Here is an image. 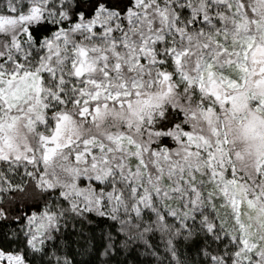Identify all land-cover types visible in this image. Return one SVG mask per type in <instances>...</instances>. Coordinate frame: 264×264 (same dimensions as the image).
Returning a JSON list of instances; mask_svg holds the SVG:
<instances>
[{"label":"snow or ice","instance_id":"snow-or-ice-1","mask_svg":"<svg viewBox=\"0 0 264 264\" xmlns=\"http://www.w3.org/2000/svg\"><path fill=\"white\" fill-rule=\"evenodd\" d=\"M0 264H264V0H0Z\"/></svg>","mask_w":264,"mask_h":264}]
</instances>
